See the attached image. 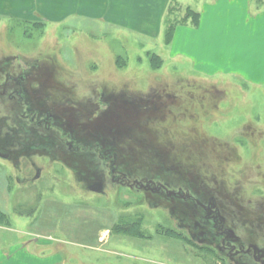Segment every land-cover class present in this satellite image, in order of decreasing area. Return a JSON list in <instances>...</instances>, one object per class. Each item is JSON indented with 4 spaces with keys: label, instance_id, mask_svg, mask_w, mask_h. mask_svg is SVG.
<instances>
[{
    "label": "rangeland",
    "instance_id": "374dc122",
    "mask_svg": "<svg viewBox=\"0 0 264 264\" xmlns=\"http://www.w3.org/2000/svg\"><path fill=\"white\" fill-rule=\"evenodd\" d=\"M13 6L23 12L0 13V85L4 69L12 70L8 92L29 68L27 87L41 94L34 103L60 108L59 129L74 126L72 147L89 149L65 156L60 132L22 118L0 86V210L10 224H0V264H261L221 251L202 205L214 195L244 247H264V0H170L153 36V26L139 33L104 21L101 6L95 17L76 12L89 0H0L2 12ZM204 9L212 25L174 44L180 26V36L182 26L198 29ZM245 10L254 27L243 25ZM242 37L249 57L241 70L215 64L214 52L206 68L223 73L195 65L207 46L227 52V40L236 57ZM115 96L125 110L112 107L104 120L100 109ZM101 142L137 170L129 182L112 180L113 167L94 150ZM142 177L156 179L153 191L135 183ZM191 180L202 204L158 187L169 182L177 192Z\"/></svg>",
    "mask_w": 264,
    "mask_h": 264
},
{
    "label": "flooded vegetation",
    "instance_id": "af4514ba",
    "mask_svg": "<svg viewBox=\"0 0 264 264\" xmlns=\"http://www.w3.org/2000/svg\"><path fill=\"white\" fill-rule=\"evenodd\" d=\"M5 72L7 71V76L10 78L11 76V69L10 67L4 69ZM10 71V72H9ZM29 72L30 69L26 68V67H21L18 72L17 75L14 76L15 78H19L20 82H16L15 79V84L12 85V88L7 92V79L8 77L4 80V83H1V87L4 86V93L7 92V96L9 99V101H14L16 104V102H19L21 106H18L19 109V115H21L22 118H27L29 123H31L33 126L39 127V128H44V130H46L47 132H52L53 130H58L61 134V136L63 137V144L66 145L65 149L64 146L61 149L64 152V155H67V152L72 151L73 154L74 153H78V154H83L81 151L82 150H86L89 149V147H84V146H79L76 144V148L72 147V143L71 142H76V137L75 134L73 132L74 129H76L74 126H69L68 130L66 127V130L63 129H59V122L58 119H61V115L58 114L59 111L61 110L60 108L55 109V108H48L45 106H39L38 104L34 103V99H32L31 97H33L32 95L38 94V96L33 97V98H38L40 99L41 94L39 93V90L34 89V93L30 91L31 87L28 82H29ZM6 76V75H5ZM28 86V87H27ZM0 87V88H1ZM3 93V92H2ZM27 94L29 97H27ZM5 98V97H3ZM111 99V98H109ZM114 100V106H112V102L111 100ZM111 100H109L106 105L104 106H108L107 108H101L100 111L103 113L102 117L104 120L107 119V117L109 116V113L113 110V108H119V106H121L120 108H123L125 110V107L123 105V99L122 98H118V97H113ZM129 102H124V104H127ZM131 104V102L129 103ZM111 108H110V107ZM72 109H75L77 107L75 106H69ZM113 107V108H112ZM127 107V106H126ZM66 108V107H65ZM110 108V109H109ZM108 113V114H107ZM107 114V115H106ZM64 116V115H63ZM91 118V117H90ZM101 117L96 118L94 117V121L93 123H97L100 120ZM26 120V119H25ZM89 122V119H88ZM68 124V123H67ZM92 128L95 133H100V138L99 139H104L105 134H102L101 131H96L95 130V125ZM43 130V129H42ZM106 138L103 140L105 141ZM53 142V141H52ZM102 143V142H101ZM103 145V143H102ZM92 146V145H91ZM71 147V148H70ZM94 147V146H92ZM96 148H94V150H98V155H99V159H102V161H107L109 167H113L111 171V175L113 176L112 180L114 182H122V183H126L129 182L128 177H131V175L135 174L134 169H126L123 167L122 163L125 162V160H122L120 157V152L118 151H114V149L110 148V147H105L103 146H95ZM91 148V147H90ZM18 150V149H17ZM87 151V150H86ZM26 151H24L22 149V151L19 149L18 153L22 154L25 153ZM124 159V158H123ZM171 167V166H170ZM168 168V167H167ZM173 168V167H171ZM177 168V167H175ZM166 170H170V169H166ZM132 172V173H131ZM131 173V174H130ZM116 176H118L116 178ZM134 176V175H133ZM156 179H148L146 177H142L140 179H135V183L137 184L138 182L143 183L145 190L147 191H153V187L149 186L148 182L150 181H154ZM142 181V182H141ZM193 180H191L190 186H187L185 188H183L182 186H178L177 188V192L168 189V187H170L167 183H158L159 186H163L166 190V195L168 197H172V196H176V198L178 199L179 197H181V199H186L188 198H194L196 200H200L202 198H204V196L198 197L200 196V192H202L201 190H197L196 187L193 186ZM130 185L131 182L129 183ZM128 184V185H129ZM194 184H197V181H194ZM192 185V186H191ZM174 186V185H172ZM142 188V189H143ZM199 192V193H198ZM191 193L194 194V196H187L190 195ZM196 193L198 194V196L196 195ZM205 193V192H203ZM172 194V195H171ZM179 194H183V196H180ZM171 195V196H170ZM197 196V197H196ZM208 199H207V205H202L203 209L205 211V214H203V222H205V224L207 223H211L212 228L214 229V237L216 236H221L223 239L221 241V243H219L217 246L221 249V251L223 252H227L228 255L235 261H237L239 263V261L236 259V257L234 258V254L236 253L237 255L239 254H247V255H251V257L254 259L255 262L257 263H261L264 264V247H260L257 243H253V242H249L247 247H244V243L241 239V237L239 238L236 234L234 229L228 227V225H226V219L224 216L221 215L220 212V206L219 204H216V201L214 200V195L213 197H211V195H207ZM210 196V197H209ZM187 202V201H186ZM200 203L202 204V201L200 200ZM194 206H197L198 204H193ZM212 213V214H211ZM188 214V213H185ZM194 220V219H193ZM192 220V221H193ZM233 249L235 250V252H233Z\"/></svg>",
    "mask_w": 264,
    "mask_h": 264
},
{
    "label": "crops",
    "instance_id": "0c3cea01",
    "mask_svg": "<svg viewBox=\"0 0 264 264\" xmlns=\"http://www.w3.org/2000/svg\"><path fill=\"white\" fill-rule=\"evenodd\" d=\"M101 1V4L99 5H95L93 3H91V0H89V6L88 9H84V10H77L76 12H81L84 13L86 17H95L94 16V10L96 8H98L99 6H101V12L102 17L101 19H104V21L108 20L109 23L111 22H115L121 24V25H126L128 27H130L132 30H135L139 33H149V30L151 28V26H153V29L150 31L149 34L147 35H157L160 27L161 26V21L164 15V12L166 11L168 2L170 0H98ZM131 2H133V5L131 4ZM159 3L160 6L158 8H155L154 6H152V3ZM249 3V0H248ZM144 5V7H143ZM145 6H147L145 8ZM249 6V5H248ZM154 7V9H153ZM247 7V5H246ZM1 10V9H0ZM97 10V9H96ZM13 12H23L21 8H17L14 6L11 7L10 10L8 11H0V13H13ZM127 12V14H126ZM207 9H204L202 12V18H201V22L200 25L198 27V29H193L190 26H182V28H184L181 36H180V28L181 26L177 29L176 35H175V40H174V44L178 43V41L180 39L183 40L185 43H187L189 41V37L190 35L195 34L196 32H201L203 31L205 28H208V26H211L213 21L212 19H210V16H207ZM213 12V10H212ZM75 13V12H74ZM245 19L243 20V25H245L247 28H251L254 27L255 22L253 21L254 18L252 16V14H248V11L245 10L243 12ZM264 16V15H263ZM100 18V17H99ZM127 19H129L130 21H128ZM259 20V18L257 19ZM264 20V19H263ZM125 21V24H123L122 22ZM149 22V23H148ZM247 31L248 29H246L242 35H247ZM227 45H228V51L226 52L225 48H222L220 46H218L219 49H215L213 48V51L209 50V46H207L206 51L202 54V53H198L200 52L199 49H196V52L198 53L197 55H194V53L192 55L195 65H199L200 67L198 68L200 71H204L206 73H211V74H218V73H223V71L221 70L223 67H217L216 69H208L206 68L207 66H210L211 62L210 60H212L211 55L209 52H214L213 54V60L215 64H223V61H225V64L227 66H232L235 69L241 70L239 68V66H242L243 63L245 65V63H248V55L247 53H245V50H241L244 46H246V43L248 42L247 37H242L241 39L238 40V43L241 45L240 49L237 50V55L236 57L234 56L235 54L233 53V51L230 48V45L232 43L231 40H227ZM209 45H213V44H209ZM219 45V43H218ZM226 54V57H224L223 54ZM239 53H241V55H239ZM210 59V60H208ZM235 59V62L233 63ZM208 60V61H207ZM229 69V68H228ZM250 69V68H249ZM214 71V72H208V71ZM251 70V69H250ZM204 73V74H206ZM243 73V72H242ZM208 74V75H211ZM246 76L248 77H252L253 74L250 73H244Z\"/></svg>",
    "mask_w": 264,
    "mask_h": 264
},
{
    "label": "trees",
    "instance_id": "16d2710c",
    "mask_svg": "<svg viewBox=\"0 0 264 264\" xmlns=\"http://www.w3.org/2000/svg\"><path fill=\"white\" fill-rule=\"evenodd\" d=\"M172 33H173V31L171 32V35H172ZM0 224L10 225L7 214L2 210H0Z\"/></svg>",
    "mask_w": 264,
    "mask_h": 264
}]
</instances>
